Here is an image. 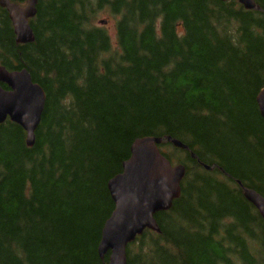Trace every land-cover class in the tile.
I'll list each match as a JSON object with an SVG mask.
<instances>
[{"label":"trees","instance_id":"1","mask_svg":"<svg viewBox=\"0 0 264 264\" xmlns=\"http://www.w3.org/2000/svg\"><path fill=\"white\" fill-rule=\"evenodd\" d=\"M23 5L26 0H8ZM38 0L34 42L18 45L0 8V66L45 94L34 147L0 125V264H108L107 184L132 144L170 139L185 168L172 208L126 250V264H264V0ZM115 21L117 50L96 17ZM102 23V22H101ZM6 90L5 87H2Z\"/></svg>","mask_w":264,"mask_h":264},{"label":"water","instance_id":"2","mask_svg":"<svg viewBox=\"0 0 264 264\" xmlns=\"http://www.w3.org/2000/svg\"><path fill=\"white\" fill-rule=\"evenodd\" d=\"M221 3L235 1L245 11L257 10L252 0H218ZM38 0H26L23 6L0 0L12 24L16 43L29 45L34 36L29 21L36 15ZM3 87L7 91L3 90ZM259 115L264 121V89L256 97ZM45 106V94L34 84L26 71L7 72L0 67V125L6 121L20 127L26 134L25 144L31 149ZM186 151L180 143L165 139H140L130 148V157L122 165L120 175L107 184L114 205L110 218L101 232L98 256L108 264H126V250L145 231L159 234L155 216L168 212L181 193L185 168L172 164L159 151L162 143ZM244 199L252 205L264 221V199L256 193L243 190Z\"/></svg>","mask_w":264,"mask_h":264},{"label":"rangeland","instance_id":"3","mask_svg":"<svg viewBox=\"0 0 264 264\" xmlns=\"http://www.w3.org/2000/svg\"><path fill=\"white\" fill-rule=\"evenodd\" d=\"M94 24L96 26L101 25V27L103 26L107 30L110 36L112 49L114 51L117 50L118 47L115 38V21L109 16V14L107 12L99 14L96 17V21L94 22Z\"/></svg>","mask_w":264,"mask_h":264}]
</instances>
